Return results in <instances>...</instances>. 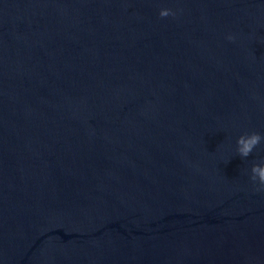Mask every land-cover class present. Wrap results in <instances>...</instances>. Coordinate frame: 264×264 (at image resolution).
<instances>
[{
  "label": "water",
  "instance_id": "1",
  "mask_svg": "<svg viewBox=\"0 0 264 264\" xmlns=\"http://www.w3.org/2000/svg\"><path fill=\"white\" fill-rule=\"evenodd\" d=\"M253 131L264 0H0V264H264Z\"/></svg>",
  "mask_w": 264,
  "mask_h": 264
},
{
  "label": "clouds",
  "instance_id": "2",
  "mask_svg": "<svg viewBox=\"0 0 264 264\" xmlns=\"http://www.w3.org/2000/svg\"><path fill=\"white\" fill-rule=\"evenodd\" d=\"M169 15H175L170 8H161L159 11L160 17H168ZM232 39V37H229ZM264 137L259 132L253 131L251 133H245L237 138V152L241 157H248L253 150L260 145ZM251 179L253 181H259V184L264 186V163H254L251 168Z\"/></svg>",
  "mask_w": 264,
  "mask_h": 264
}]
</instances>
